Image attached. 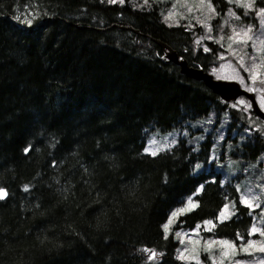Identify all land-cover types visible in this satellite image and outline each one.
<instances>
[{
	"label": "trees",
	"instance_id": "trees-1",
	"mask_svg": "<svg viewBox=\"0 0 264 264\" xmlns=\"http://www.w3.org/2000/svg\"><path fill=\"white\" fill-rule=\"evenodd\" d=\"M212 3L221 13L215 25L232 7L244 25L257 22L254 10L245 18L226 0ZM141 5L0 0V186L9 193L0 201V264H195L177 259L174 234L205 220L216 227L201 228L203 240L240 246L237 232L243 243L253 237L256 211L239 203L236 178L224 184L220 163H256L264 121L163 60L169 46L195 68L217 66L222 50L210 40V53L196 44L200 26L169 27L163 0ZM23 11L48 15L29 28L12 19ZM171 132V150L144 153L151 134ZM201 185L200 206L164 239L161 225ZM230 200L236 215L217 222ZM143 247L164 255L148 261Z\"/></svg>",
	"mask_w": 264,
	"mask_h": 264
},
{
	"label": "snow or ice",
	"instance_id": "snow-or-ice-1",
	"mask_svg": "<svg viewBox=\"0 0 264 264\" xmlns=\"http://www.w3.org/2000/svg\"><path fill=\"white\" fill-rule=\"evenodd\" d=\"M109 4H121L125 3V0H108ZM149 0H143V5H148ZM196 3L200 6L199 10L201 13H204V9H207V15L205 20H200L197 18V24H200L206 31V35L200 37L196 41L197 44H200L202 40L207 39L212 41L215 44H218L220 48H224L225 45L223 41H227V51L236 58V63L238 64L239 68L234 70V75L232 77H226L225 79H235L238 80L245 88L246 92L249 93H264V7H260L258 9H254V5L256 4V0H226L227 4H235L237 7L244 9V17L249 18V10H254L255 18H259L258 26L254 24L244 25L241 17L233 11L232 8H229L226 16L229 18H234L236 21H240L239 26L229 24L228 20H223L222 23L217 28L218 33H223L225 26H228L231 29L230 34L227 35H217L216 37L212 36L211 33L213 32V28L211 21L214 18L220 17L221 13L216 11V7L213 5L212 0H196ZM177 4L182 6H187L189 4V0H175L173 3L172 8L175 9ZM141 5V7L143 6ZM33 4H25L24 9L27 10L29 8H33ZM38 7V6H36ZM193 9L191 7H187V12L191 13ZM48 15L47 11L41 13L40 11H23L20 15H14L12 19L16 20L20 24H24L25 26L31 28L34 24V21L41 18V16ZM177 15L174 11H169L167 16H164V21L168 22L169 20H173L172 24H168L169 27H172L173 24L175 26H181L179 19H174ZM180 18L183 19L184 14L180 13ZM185 30H188L192 27L191 24L184 25ZM251 48V53H249L248 49ZM187 51V49L185 50ZM203 51L205 53H210L212 49L208 47H204ZM159 55V53H157ZM217 59H223V52L217 54ZM241 72L247 74L248 83L245 82V77L241 75ZM259 103L261 107V111H264V96L259 97ZM238 105H244V110L251 108L250 103H246L243 99L238 100L236 103H233L231 107L237 108ZM256 130H259L258 128ZM171 135V134H169ZM176 141L173 139L170 143H163L159 144V146L153 147L152 145H157L158 142L155 139H151L149 141V146L144 148V153L149 154L153 157L157 156L158 153L166 150H171L173 144ZM31 149V144L28 147L23 149L24 153L27 154ZM39 151V149H37ZM210 159H214L210 158ZM53 167L56 166V162L53 161ZM201 166L198 164L196 168L199 169ZM87 172V169H85ZM58 182V181H57ZM87 182V181H85ZM30 185L26 184L23 186V191L28 192L30 190ZM204 185H201L199 188L196 189L193 195H190L186 198V200H181L180 203L182 206L173 209L167 217V221L161 225L163 230L164 239H167L171 228L175 221H177V226L182 227V221H180V217L187 215L189 213L194 212L200 205L198 200H194V196L198 195L203 190ZM67 191V189H65ZM236 191L240 192L239 185L236 186ZM9 193L5 187L0 186V201H5L8 197ZM225 200L228 199L227 196L224 197ZM260 198L255 195H251V189L248 190L246 193H241L239 196V203L248 210L249 215L252 214L253 210L256 208H260L259 203ZM255 202V203H254ZM235 201L232 202V207H235ZM39 207V205H36ZM229 203H224L222 208L220 209L218 215L216 216V221L219 223H224L225 221L231 219L233 216L236 215L234 211H229ZM261 219H264V211H261ZM252 219L255 220L256 217L252 216ZM203 224L206 227L205 230L212 232V230L216 227V223L213 220H205ZM201 228L200 224H197L195 228L190 229L189 232L191 235H199V229ZM258 233L260 237L264 238V229L256 227L255 223L247 230V235L251 237L253 234ZM175 238H179L181 235L180 231L175 232ZM185 236H189L188 233L184 234ZM236 238L240 240L242 243L240 244V252L245 255H253L254 252L264 253V240H253L248 239L247 243L244 244L243 240L244 237L237 232ZM180 243L183 245L184 241L180 240ZM193 244L198 243V241H192ZM219 244L223 247L221 248V264H223V259L229 256H235L236 252V245L232 241L228 240H210L204 242L203 251L207 254L208 259L211 261V264H217L215 257L212 255V245ZM138 251L149 253L147 260L156 262L158 261L159 257L164 255L163 252L158 253L155 249H149L147 247H143L138 249ZM177 259L180 261L185 262H192L194 261L195 264H202L199 259V250L196 248L188 249L185 247L183 250L177 249ZM236 264H248L246 260H237ZM258 264H264V259H260Z\"/></svg>",
	"mask_w": 264,
	"mask_h": 264
},
{
	"label": "rangeland",
	"instance_id": "rangeland-1",
	"mask_svg": "<svg viewBox=\"0 0 264 264\" xmlns=\"http://www.w3.org/2000/svg\"><path fill=\"white\" fill-rule=\"evenodd\" d=\"M163 1L167 2L165 16L168 15L169 11H174L177 13V15L174 17V19H179L180 23L183 22L186 25L191 24L192 27H190V28H194L195 26L201 27L202 34L197 35L195 41L200 39V37H203L206 35L205 29L200 24H197L196 20H197V18H199L202 21L205 20L206 15H207V9L205 8L204 13L202 14L201 11L199 10L200 6L196 3V0H189V4L187 6H182L180 4H177L175 9L172 8V5H173V3H175V0H163ZM256 1H258V0H256ZM232 5H235V4H232ZM187 7H191L193 9V11L191 13L187 12ZM260 7H264V4H259L258 6L256 4L254 5V9H258ZM232 9L234 11L233 7H232ZM249 11H252V10H249ZM180 13H183L185 18L181 19L180 15H179ZM223 20H228L229 24L235 25L237 27L240 24V21H236L234 18H229L228 16H226ZM223 20L217 21L216 25L213 23V19L211 21H209V23H211L212 28H213V32L211 33L212 36L216 37L217 35L230 34L231 29L228 26H225L223 33L217 32V28L220 25V23L223 22ZM258 21H259V18H257V22L255 24L254 23H249V24H254V25L258 26ZM167 23L172 24L173 20H169ZM246 25H248V24H246ZM206 41H209V40L204 39L201 41L200 44H197V43L196 44L198 46H202V48H204L205 46L207 47ZM223 43H224L225 47L220 48V46L217 44L218 45L217 50L218 51L222 50L224 58L219 63L218 66L212 67L210 72L213 73V76L215 78L229 80V79H225V78L226 77H232L234 75V70L238 69L239 66L236 63V58L233 57L226 50L227 49V41L225 40V41H223ZM248 51H249V53H251V48H249ZM241 75H243L245 77V82L248 83L247 74L241 72ZM232 80H235V79H232ZM261 96H264V93H261V92L256 93L258 103H259V97H261ZM240 99H243L246 103L251 104L250 100L244 96L238 98V100H240ZM259 105H260V103H259ZM239 106L244 107V105H239ZM169 134H171V135H169ZM224 137H225V128H223L222 131L219 133L217 142L223 141ZM151 139H155L158 142L157 145H152L153 147H156V146H159V144L170 143L173 139H175V137H174V134L172 132L168 133V134H162V135H159L157 133H153V134H151L150 139L147 140V146H149V141ZM212 157H214V153H212ZM220 165L224 166L222 168V172H223V176H224L225 180H228V178H230L231 176H234V175L240 177L239 183H238V185L240 187V192L246 193V192H248L249 189H251V195H255V196H258L260 198L259 203L261 206H260V208L254 209L256 211L254 214L256 219L254 220L253 223H255L256 227L264 229V219H261V215H260L261 211H264V154L262 155L261 159H259L256 163L248 165L245 168H242V167H244L245 164H243L242 166H241V164L236 165V161H234L233 159H228L226 162L222 161L220 163ZM255 166H259L257 169L258 171L255 170ZM252 167H253V169H252ZM232 202H233V200L228 201L229 206H230L229 211H233ZM174 222H175V219H174ZM206 227H210V226H205L204 224H201V228L203 230H205ZM201 228L199 229V235L198 236L191 235L189 230H180L181 235H180L179 239L184 241V244L183 245L181 244L180 249L183 250L185 247H187L190 250L193 248H196L199 250V259L202 262V264H211V261L209 259H205L202 257V254L204 253V251H203L204 242L210 241V240L220 241V240H226V239L209 238V239L203 240V234L201 232ZM185 233H188L189 236H185L184 235ZM251 239H253V240H264V238L260 237V235L258 233L253 234V237ZM192 241H198V243L193 244ZM244 244H246V243H244ZM222 247L223 246L219 245V244L212 245V255H213V257H215L217 264H221V248ZM239 249H240V246H236L237 254L235 256H229V257L224 258L223 264H236L237 260H246V261H248V264H258L260 259H264V253H259L257 251V252H254L253 255L249 256V255H245V254L241 253Z\"/></svg>",
	"mask_w": 264,
	"mask_h": 264
},
{
	"label": "water",
	"instance_id": "water-1",
	"mask_svg": "<svg viewBox=\"0 0 264 264\" xmlns=\"http://www.w3.org/2000/svg\"><path fill=\"white\" fill-rule=\"evenodd\" d=\"M20 25L24 26L22 24ZM128 28L132 29L131 26H129ZM136 32H138V30H136ZM161 44L164 47L167 46L163 43ZM167 47L169 48V51H167L163 55V60H165L166 62H174L180 65L181 71L183 73H186L191 77L203 80L209 88H211L215 93L219 94L226 101H233L242 95L247 96L251 100L253 111L264 120V111H261V107L254 93L246 92V90L242 88L240 83L237 81L215 79L212 74L206 72L202 68H195L189 65L188 61L183 56H180L176 50L172 49L169 46Z\"/></svg>",
	"mask_w": 264,
	"mask_h": 264
}]
</instances>
